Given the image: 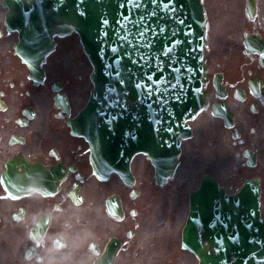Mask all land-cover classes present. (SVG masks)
Here are the masks:
<instances>
[{"label":"flooded vegetation","instance_id":"obj_1","mask_svg":"<svg viewBox=\"0 0 264 264\" xmlns=\"http://www.w3.org/2000/svg\"><path fill=\"white\" fill-rule=\"evenodd\" d=\"M261 32V40L255 44L254 48L260 51L253 54V64L251 75L262 77L264 79V29ZM1 53V51H0ZM3 57L0 54V58ZM4 59V58H3ZM0 170L5 162L15 155H25L31 160H40L44 163H52L53 147L51 144V134L45 124V116L36 114L31 117L26 124H21L18 120L19 109L12 105L11 87L16 76V66L14 60H0ZM227 96L233 98L236 89L246 88L247 85L242 80L224 81ZM252 97H245V101H250ZM6 102V108H1ZM61 132V130H60ZM18 137L23 138V142L17 141ZM83 139L78 142L61 141L56 148V153L60 158L76 167L79 171L77 176L81 177L80 193L84 196L81 204H75L70 197L71 191L76 183L69 180L73 177V172L69 174V179L63 180V189L60 192V202L62 203L61 220L64 228H70L75 234V240L71 249L78 246L81 241H86L85 247L92 251L91 243L102 246L106 255H112L113 264H140L144 263L146 254L136 253V258H130L131 252L126 253L124 242L132 244L133 239L138 235V224L125 227L126 219L134 215L132 210H136V215L146 214L147 210L139 207V198L142 192L136 196L131 193V188L117 186L113 188L108 185L106 192L103 186L97 189L91 188L94 184L89 182L85 164L87 162L86 149L83 145ZM89 186V187H88ZM113 193H118L122 205L126 208L122 219H115L108 213L107 198ZM17 210H25L24 221H13L17 226H22L24 222L29 225L38 223L44 213L51 214L49 229H55L59 214L50 212L52 202L43 200L38 194H33L23 200L13 201ZM141 205L149 208L148 200L141 199ZM129 210V211H127ZM135 216V215H134ZM131 229L134 234L131 236ZM151 232H154L153 230ZM147 242V231H144ZM146 252V249H144ZM129 257V258H128ZM51 264L58 260L56 254H51Z\"/></svg>","mask_w":264,"mask_h":264},{"label":"water","instance_id":"obj_2","mask_svg":"<svg viewBox=\"0 0 264 264\" xmlns=\"http://www.w3.org/2000/svg\"><path fill=\"white\" fill-rule=\"evenodd\" d=\"M161 1H170V0H161ZM198 2L199 1H197V9H198ZM171 4V2H167V5H170ZM165 7V6H164ZM200 9H201V7H200ZM165 12H163V10H162V14H161V16H163L162 17V22H164L165 21V18H164V16H165ZM174 15H175V13H174ZM168 35V33H165L164 34V36H162L163 37V39H165L164 40V43L165 44H167V45H171L173 42H175L176 40H177V36H167ZM201 36L202 35H200L199 36V38H201ZM194 39H198L197 37H194ZM185 42H188V39L187 40H185ZM199 43V42H198ZM215 191H212V193L210 194V196L208 197V199L209 200H213L214 199V196H215ZM246 195H247V193H246ZM245 194H243V195H241L240 197H238V198H236L234 201H237V200H240L236 205H234L233 204V206L232 205H230L229 206V208L226 210V212H225V214L227 213V215H228V211L230 210L232 213L229 215V217H236L237 216V218L240 216V218L241 217H243V214L242 215H239V212H240V210L239 209H241V211L242 212H244L245 211V213H252L253 211L251 210L252 209V203H249L247 206H243L242 204H243V202H244V197L246 196ZM216 196H218V195H216ZM215 196V197H216ZM247 197H248V199H250V197L247 195ZM253 197V196H252ZM236 218V219H237ZM250 220V218H249V216H248V220H247V222ZM249 224H245V226H248ZM241 229H242V231L244 230V227L241 225ZM190 237H192V235L190 234ZM193 242H195V240H193ZM194 246V245H193ZM238 249V251L240 252V249L239 248H237ZM249 250H251V248H248L247 247V249L244 247V246H241V252H242V255H247V252L249 251ZM237 264H243V261H240V262H237Z\"/></svg>","mask_w":264,"mask_h":264}]
</instances>
